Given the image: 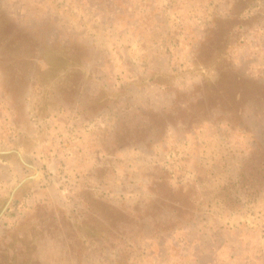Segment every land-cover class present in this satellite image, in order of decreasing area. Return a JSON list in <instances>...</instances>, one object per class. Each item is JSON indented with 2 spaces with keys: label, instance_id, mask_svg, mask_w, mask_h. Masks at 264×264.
Wrapping results in <instances>:
<instances>
[{
  "label": "rangeland",
  "instance_id": "obj_1",
  "mask_svg": "<svg viewBox=\"0 0 264 264\" xmlns=\"http://www.w3.org/2000/svg\"><path fill=\"white\" fill-rule=\"evenodd\" d=\"M234 1L0 0V264H264V13L219 53Z\"/></svg>",
  "mask_w": 264,
  "mask_h": 264
},
{
  "label": "trees",
  "instance_id": "obj_2",
  "mask_svg": "<svg viewBox=\"0 0 264 264\" xmlns=\"http://www.w3.org/2000/svg\"><path fill=\"white\" fill-rule=\"evenodd\" d=\"M252 7H257V11L251 13L248 16L243 15L246 9H250ZM230 15L228 16H217L213 19L212 22V30H211V40L212 42L219 43V36H220V43L218 46V52L220 53L224 44L227 43V33L230 29H232L235 25H240L243 23L250 24L251 22H255L260 18V15L264 13V0H236L233 2L230 8ZM225 36V37H224ZM223 40L221 41V39ZM232 78H227V81H230ZM247 79V78H246ZM244 80V79H243ZM237 81L234 80L235 88L231 92V99L235 102L239 99L242 94L247 92V87H252L256 85L254 82H246L247 80ZM251 81V80H250ZM245 82V83H243ZM216 83H212L207 79L201 84V87L206 88V95L208 97L209 103L211 102L210 99L213 98L214 95L218 94L219 90H213V85ZM207 88L208 93L207 94ZM253 91H257L254 89ZM215 98V97H214ZM199 103H205V97L199 99ZM236 103V102H235ZM222 105H226L229 107V103L226 101H221ZM158 117L162 113H155ZM256 150L254 152V156L252 157V162L248 165H245L242 168L240 183L243 188L246 190L253 189L254 192L250 193L251 195L257 194L260 190L264 189V147L263 145L259 144L255 147ZM240 200V199H237ZM236 201V200H235ZM236 209H239L238 207Z\"/></svg>",
  "mask_w": 264,
  "mask_h": 264
},
{
  "label": "water",
  "instance_id": "obj_3",
  "mask_svg": "<svg viewBox=\"0 0 264 264\" xmlns=\"http://www.w3.org/2000/svg\"><path fill=\"white\" fill-rule=\"evenodd\" d=\"M22 182H23V181H21V182L19 183V185H20ZM13 193H14V191H13ZM13 193H12V196H13ZM12 196L10 197V199H9V201H8V202H10V200H11ZM7 204H8V203H7ZM6 207H7V205L4 207L3 211L6 209Z\"/></svg>",
  "mask_w": 264,
  "mask_h": 264
}]
</instances>
